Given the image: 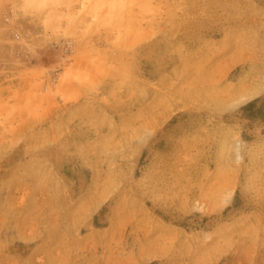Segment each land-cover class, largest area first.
<instances>
[{
	"label": "rangeland",
	"instance_id": "rangeland-1",
	"mask_svg": "<svg viewBox=\"0 0 264 264\" xmlns=\"http://www.w3.org/2000/svg\"><path fill=\"white\" fill-rule=\"evenodd\" d=\"M134 1L0 0V264H264V0Z\"/></svg>",
	"mask_w": 264,
	"mask_h": 264
},
{
	"label": "bare ground",
	"instance_id": "bare-ground-1",
	"mask_svg": "<svg viewBox=\"0 0 264 264\" xmlns=\"http://www.w3.org/2000/svg\"><path fill=\"white\" fill-rule=\"evenodd\" d=\"M133 1H134V0H133ZM136 1H137V0L134 1V4H135ZM147 1H149V0H147ZM128 2H129V1H128ZM139 4H140V1H138V4H137V5H139ZM140 5H142V3H141ZM159 5H161V4H159ZM130 6H131V5H130ZM130 6H129V7H130ZM184 6H185V5H184ZM134 7H136V4L134 5ZM134 7H133V8H134ZM137 7H138V6H137ZM144 7H146L145 4H144ZM156 7H157V6H156ZM162 7H163V6H162ZM138 8H139V7H138ZM146 8H147V7H146ZM149 8H150V7H149ZM168 9H169V8H168ZM143 10H144V9H143ZM143 10H142L141 12H143ZM147 10H148V9H147ZM148 11H149V10H148ZM148 11H145V12L147 13ZM166 11H167V10H165V12H166ZM145 12H143V13L145 14ZM135 13H136V12H135ZM148 13H149V12H148ZM153 14H155V13H153ZM146 15H147V14H146ZM146 15H145V16H146ZM148 15H149V14H148ZM133 16H134V15H133ZM142 16H143V15L140 16V19H139V20H141V21L146 20V18H145L144 16H143V17H142ZM166 16H167V15H166ZM141 17L143 18V20L141 19ZM154 17H155V16H154ZM152 18H153V17H152ZM175 19H176V18H175ZM136 20H137V18H136ZM147 21H148V20H147ZM151 21H153V20L151 19ZM151 21H150V22H151ZM133 23H134V22H133ZM135 23H137V22L135 21ZM139 23H142V22H138L137 24H139ZM148 23H149V22H148ZM137 24H136V25H137ZM133 25H134V24H133ZM139 25H141V24H139ZM134 26H135V25H134ZM134 26H132V27L135 28V27H137L138 25L135 26V27H134ZM151 26H152V25H151ZM130 29H131V28H130ZM151 29H152V28H151ZM152 31H153V30H152ZM135 32H136V31H135ZM131 34H132V33H131ZM135 34H136V33H135ZM139 34H140V33H139ZM132 36H133V35H132ZM133 37H134V36H133ZM140 37H141V36H140ZM141 38H142V37H141ZM131 39H132V38H131ZM143 40H145V39L143 38ZM131 41H132V40H131ZM138 41H139V40H137V42H138ZM137 42L135 41V44H136ZM140 42H141V41H140ZM131 46L133 47L132 44H131ZM131 46H130V47H131ZM154 88H155V87H154ZM147 135H148V134H147ZM141 138H142V137H141ZM130 139H131V138H130ZM143 140H144V139H143ZM139 142H140V141H139ZM235 149H236V148H235ZM237 151L239 152V151H241V150H238V147H237ZM238 152H237V153H238ZM240 154H241V152L239 153V155H240ZM237 156H238V154H237ZM239 157H240V156H239ZM239 157H238V158H239ZM112 167H113V166H112Z\"/></svg>",
	"mask_w": 264,
	"mask_h": 264
}]
</instances>
